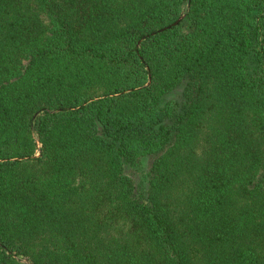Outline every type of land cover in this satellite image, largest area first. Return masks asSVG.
Instances as JSON below:
<instances>
[{
    "label": "trees",
    "instance_id": "trees-1",
    "mask_svg": "<svg viewBox=\"0 0 264 264\" xmlns=\"http://www.w3.org/2000/svg\"><path fill=\"white\" fill-rule=\"evenodd\" d=\"M0 264H264V0H0Z\"/></svg>",
    "mask_w": 264,
    "mask_h": 264
},
{
    "label": "water",
    "instance_id": "water-1",
    "mask_svg": "<svg viewBox=\"0 0 264 264\" xmlns=\"http://www.w3.org/2000/svg\"><path fill=\"white\" fill-rule=\"evenodd\" d=\"M181 18H183V16H181V17L178 19V21H179ZM178 21H177V22H178ZM177 22H175L174 25H175ZM164 29H165V28H163V29H161V30H164Z\"/></svg>",
    "mask_w": 264,
    "mask_h": 264
}]
</instances>
